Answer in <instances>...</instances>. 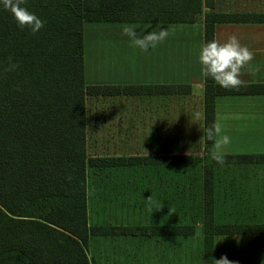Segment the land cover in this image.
<instances>
[{
    "label": "crops",
    "instance_id": "1",
    "mask_svg": "<svg viewBox=\"0 0 264 264\" xmlns=\"http://www.w3.org/2000/svg\"><path fill=\"white\" fill-rule=\"evenodd\" d=\"M210 13L264 15V0H214L213 8L204 3L193 23H98L84 27L85 83L88 86L190 88V93L183 94L87 98L86 143L90 158H192L180 164H112L88 168L87 187L91 182L96 189L91 196L93 211L88 191L90 227H194L191 236L95 235L89 243L93 264H193V249L181 243L194 237L203 238L204 166L212 160L214 144L205 143V75L199 56L205 44V18ZM124 25L133 26L139 35L153 30L158 32L161 28L174 29V33L155 49L144 52L122 34ZM231 35H236L241 45L255 54L251 66L242 69L240 79L244 84H264V23L215 24V40L223 44ZM249 67L258 68V71H250ZM89 101H93L90 107ZM197 112L199 119L195 116ZM217 120L222 126L221 135L231 138V143L222 149L224 156L264 155V95L218 96L215 100ZM141 171L152 174L155 188H164L163 195L152 196L151 207L147 202L149 197H141ZM258 171L264 172V165L214 166L217 223L264 222V217L260 218L264 215V174L260 176ZM193 181L195 185L200 181L199 193L193 189ZM174 185L180 186L181 193L174 192ZM150 187L154 189L152 185L146 188ZM188 195L194 196L196 201ZM192 203L194 206L190 208ZM227 203L243 205L246 215L231 221L220 220L219 206ZM254 205L260 208L253 209ZM233 211L238 213L239 210ZM194 219L197 225L190 222ZM227 237L238 241L264 239V235ZM141 239H155L165 244L141 245ZM216 245L215 241V249ZM233 252L237 256L233 255L231 261L238 264L260 261L261 264L260 258L254 260V254L264 253V246L237 245Z\"/></svg>",
    "mask_w": 264,
    "mask_h": 264
},
{
    "label": "trees",
    "instance_id": "2",
    "mask_svg": "<svg viewBox=\"0 0 264 264\" xmlns=\"http://www.w3.org/2000/svg\"><path fill=\"white\" fill-rule=\"evenodd\" d=\"M214 0H26L44 26L33 34L18 27L0 4V72L9 58L20 66L0 76V264H93L95 235L191 236L193 226L90 227L87 170L116 165L187 163L191 157L90 158L89 97L190 93L184 86H88L86 24L193 23ZM264 23V15L205 18V44L216 23ZM149 89V90H148ZM155 92V93H154ZM264 95V84L225 89L205 76V143L218 96ZM204 166L203 260L213 264L215 237L262 236L264 222L220 224L215 219V165H264V155L224 156Z\"/></svg>",
    "mask_w": 264,
    "mask_h": 264
},
{
    "label": "clouds",
    "instance_id": "3",
    "mask_svg": "<svg viewBox=\"0 0 264 264\" xmlns=\"http://www.w3.org/2000/svg\"><path fill=\"white\" fill-rule=\"evenodd\" d=\"M25 3L26 0H0V4L11 12L21 30L28 28L35 34L43 28L44 22L35 13L29 11L24 6ZM173 33L174 29L161 28L158 32L153 30L139 35L133 26H122V34L129 38L134 47H138L144 52L155 49L159 43L165 41ZM254 58L255 54L246 45H241L236 35H231L223 44L215 39L204 44L200 51L199 61L205 76L212 78L225 89L239 90L244 84V81L240 79L242 69L245 66H251ZM19 66L9 58L8 66L0 72V76L17 70ZM249 70L258 71V68L249 67ZM195 116L196 119H199L200 113L197 112ZM221 132L222 126L218 120L206 129L208 140L214 143V150L211 152L212 159L224 164L225 157L222 149L231 143V138L228 135H221ZM147 202L151 207L152 196L147 199ZM212 261L213 264H238L236 261L229 260L226 255L220 259L213 258Z\"/></svg>",
    "mask_w": 264,
    "mask_h": 264
},
{
    "label": "rangeland",
    "instance_id": "4",
    "mask_svg": "<svg viewBox=\"0 0 264 264\" xmlns=\"http://www.w3.org/2000/svg\"><path fill=\"white\" fill-rule=\"evenodd\" d=\"M92 104H93V101H89L88 106L90 107ZM258 174L260 176H263L264 172L258 171ZM194 175H196V174H194ZM192 184H193V187H194L193 189L195 190V192H198L197 186H198V188H200V186H201L200 181H198V183L196 181V185L194 184V181H193ZM224 184H225V182L223 183V186H224ZM149 185H152L154 187V183L152 182V174L141 171V197H150L153 195L154 196L163 195L162 192H163L164 188H159V189H162L160 191H159V189H157L155 187H154V189L151 187L146 188ZM195 187H196V189H195ZM234 187H236V186L234 185ZM178 188H180L179 185H174L172 187V189L175 190L174 191L175 193L180 192V190ZM172 189L169 188V190H172ZM93 190H94V195H95L96 189L93 187L92 183L90 182L89 187H88V191H89V195H90L89 203H90V208L92 211L95 209V206L92 203L93 198H91ZM97 190L99 193H101V192L103 193V190L102 191H100L99 189H97ZM221 191H222V194L224 193V195H225L223 188H221ZM119 192L121 193L120 190H119ZM224 195H222V196L224 197ZM176 196H179V195H176ZM188 197H192L193 201H196V198L194 196L188 195ZM252 198H254V197H252ZM197 199H198V195H197ZM252 201H254V200H252ZM193 203L190 205V208H192L194 206ZM252 208L253 209H255V208L259 209L260 207H258V205H254V206H252ZM232 210H239V211L237 213L234 211L232 212ZM239 212H242V213H239ZM259 213H261V212H259ZM91 214L92 213H90V215ZM243 215H246V211L243 210V205L234 206L231 203H227V205L225 204L224 206H222V205L219 206L218 216H219L220 220L231 221V220H233L235 218L237 219L238 217H241V216L244 217ZM247 216H250V214L248 213ZM262 217H264V215H261L260 218H262ZM91 222H92V224H94L95 220L92 219ZM190 222H193L195 225H197V223H198V221L196 219H194L193 221H190ZM200 240L201 239L199 237H194V238H192L186 242H183V243L179 242L181 244L189 245L193 249V251H192L193 264H203V261H202L203 260L202 259V248H203L202 240H203V238L201 241ZM215 241L217 242L216 249H215L216 254H217V259H220L222 256L226 255L228 257V259L230 258L229 260H231V258H233V255H236L233 252V249L237 248V245H239V246L240 245H262V246H264V239H249V240L247 239V240L238 241L236 239H232L231 237L222 236V237H216ZM155 244H165V242L157 241L155 239H149V240H142L141 239V245H155ZM91 252H92V245H91V247L90 246L88 247L89 258H91V255H92ZM173 255L176 256L177 254H173ZM254 255H255L254 260H257V257H258L262 260L261 264H264V253L263 252L255 253ZM257 264H260V261Z\"/></svg>",
    "mask_w": 264,
    "mask_h": 264
}]
</instances>
